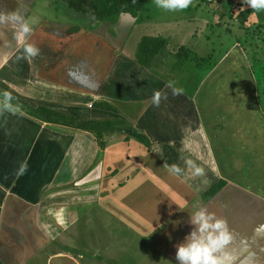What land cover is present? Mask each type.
Wrapping results in <instances>:
<instances>
[{
  "label": "crops",
  "instance_id": "obj_1",
  "mask_svg": "<svg viewBox=\"0 0 264 264\" xmlns=\"http://www.w3.org/2000/svg\"><path fill=\"white\" fill-rule=\"evenodd\" d=\"M47 1L0 0V14L22 12L32 28L27 42L40 49L22 58L18 26L0 24V262L91 264L77 243L88 234L101 247L97 233H110L104 255L118 242L139 249L135 262L125 249L121 264H180L199 205L227 220L232 264H264L263 72L256 76L238 39L201 64L209 55L198 36L209 24L201 4L210 0L142 22L124 14L114 25L80 13L72 22L54 18V5L71 9ZM144 37L167 41L149 66L137 59ZM170 83L182 93L173 95ZM156 91L168 97L158 107ZM41 106L81 120L120 115L151 146L131 132L99 138L45 121ZM188 159L205 175L193 176ZM104 255L97 261L107 264Z\"/></svg>",
  "mask_w": 264,
  "mask_h": 264
},
{
  "label": "rangeland",
  "instance_id": "obj_2",
  "mask_svg": "<svg viewBox=\"0 0 264 264\" xmlns=\"http://www.w3.org/2000/svg\"><path fill=\"white\" fill-rule=\"evenodd\" d=\"M47 1V0H46ZM196 1H202V0H196ZM48 2V1H47ZM195 0H192V4L189 7L194 6ZM67 5V4H66ZM48 6H52L49 2ZM56 5L53 6V12H54V18L64 19L67 20H73L75 16H77L79 13L75 12L74 10H70L69 13H62V10H58L55 8ZM67 7H69L67 5ZM150 12L147 16L150 17V19H154L157 16H162L160 14L161 9L159 8L155 0H152L151 4L149 5ZM188 7V8H189ZM201 7L204 8V14H202L204 18H206V21L209 22V24L202 28V31L198 33L199 39H202L205 43H207V49L209 55L206 56L204 61H201L203 65H210L211 62L217 61L221 54L225 53V51L228 49L229 45L233 44L235 41L240 40V44H242L243 48H245V51L247 54L252 58L253 66L255 67V74L256 76L260 73V75L263 72L262 76V82L261 87L264 91V39L260 40V43L262 44V48L258 50H255L252 52L253 47L257 44L251 37V32L253 29L259 25L260 23L264 24V11H255L251 9L249 6H246L243 4L242 0H215L212 4L208 2V5L201 4ZM68 9V8H66ZM219 9H221L222 12H219ZM77 13V14H76ZM220 13V14H219ZM165 14V13H164ZM217 15H222L220 21L218 19ZM170 16V15H165ZM173 16V15H171ZM161 18V17H160ZM87 22H89L88 19H86ZM148 21V20H147ZM243 29L245 30V34H243ZM249 29V30H248ZM250 31L249 33H247ZM138 38V36H137ZM211 46V50L210 47ZM191 60V59H190ZM195 65L200 64V62L197 60L194 62ZM207 69L210 68V66H205ZM204 67V68H205ZM206 69V70H207ZM199 70L202 71V67L199 68ZM202 72H199V75ZM258 79H261L259 76ZM260 81L257 80V84H259ZM262 102L264 103V93L261 95ZM103 229V228H102ZM99 232V229H98ZM97 236L99 237L101 247L93 245L94 240L92 236H89L88 234H84V238L82 237L79 240V243H77V246H79L84 252H85V260L87 263L91 264H102V260L97 261L101 254L102 256L105 254V252H108L110 248H107L108 244L111 241V234L105 233V235L102 233H97ZM138 239H135L134 243H138ZM112 243V241H111ZM136 244L132 246L131 248L126 244L122 243H114L113 251L110 252V255H104L105 261L104 263L107 264H121L123 263V257L125 256V249H130L127 256H132L134 259V262L139 260L140 253L139 249H136ZM100 249V250H99ZM133 252V253H132ZM96 253V254H95ZM77 254V253H76ZM94 258V259H93ZM103 259V258H102ZM121 261V262H120Z\"/></svg>",
  "mask_w": 264,
  "mask_h": 264
},
{
  "label": "clouds",
  "instance_id": "obj_3",
  "mask_svg": "<svg viewBox=\"0 0 264 264\" xmlns=\"http://www.w3.org/2000/svg\"><path fill=\"white\" fill-rule=\"evenodd\" d=\"M20 2L23 3V0ZM242 2L257 12L264 11V0H242ZM155 3L161 9L174 12L187 9L192 4V0H155ZM9 23L18 26L16 38L23 45L24 56L22 58L37 57L40 54V49L27 42L32 28L22 12L17 10L8 14H0V24ZM169 87L172 88L173 95H180L183 91L173 87L171 83ZM3 95L5 99H11L8 92L5 91ZM162 98L168 99L166 94L156 91L152 97L153 104L158 107ZM5 107L10 111H16L8 105ZM185 163L192 170L193 176L202 177L205 175L204 168L198 166L192 159L186 160ZM164 167L172 175H184V170L177 165L165 164ZM21 174H23V167ZM195 207L198 210L193 214L191 222L196 227L188 237V242L179 247L178 261L180 264H232L235 258L227 251V248L235 240V235L230 230L227 220L210 211L207 206L195 205ZM261 230H264V225H260L257 229L258 232Z\"/></svg>",
  "mask_w": 264,
  "mask_h": 264
},
{
  "label": "trees",
  "instance_id": "obj_4",
  "mask_svg": "<svg viewBox=\"0 0 264 264\" xmlns=\"http://www.w3.org/2000/svg\"><path fill=\"white\" fill-rule=\"evenodd\" d=\"M65 2L72 10L86 16H93L96 18L97 22H110L113 25L116 24L119 18L124 14H130L135 19L136 22H142L144 20L150 19L148 13L150 12L149 5L152 0H62ZM215 0H210L214 2ZM249 30V29H248ZM248 31L247 33H249ZM252 39L255 42L253 51L262 48L260 43L261 39H264V24L260 23L251 32ZM164 38L155 37H144L141 43H139V49L137 53V59L139 63L149 66L152 63L154 57L163 49L167 44ZM184 50V49H183ZM98 108L104 110L118 113L119 111L113 106L107 103H99L96 105ZM41 113L44 116L45 121L63 124L65 126H70L73 128H78L80 130H85L92 132L101 138L107 133L116 132H131L138 136L141 140L145 142L149 147L151 146L150 141L147 137L141 133L135 132L134 128H127L129 121L124 117L114 116V117H103V118H91L89 120H81L75 115L65 113L62 111L52 110L47 107L41 106ZM132 130V131H131ZM219 185H214L205 194L204 197L209 199L213 197L218 190ZM0 264H3L0 262Z\"/></svg>",
  "mask_w": 264,
  "mask_h": 264
}]
</instances>
